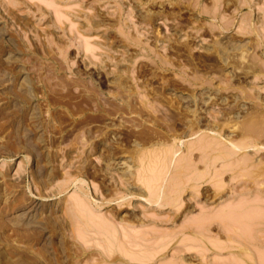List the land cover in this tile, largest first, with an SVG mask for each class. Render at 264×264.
<instances>
[{
	"label": "rangeland",
	"instance_id": "374dc122",
	"mask_svg": "<svg viewBox=\"0 0 264 264\" xmlns=\"http://www.w3.org/2000/svg\"><path fill=\"white\" fill-rule=\"evenodd\" d=\"M263 63L264 0H0V264H264Z\"/></svg>",
	"mask_w": 264,
	"mask_h": 264
},
{
	"label": "bare ground",
	"instance_id": "6f19581e",
	"mask_svg": "<svg viewBox=\"0 0 264 264\" xmlns=\"http://www.w3.org/2000/svg\"><path fill=\"white\" fill-rule=\"evenodd\" d=\"M214 10H217V9L214 8ZM248 24H249V23H248ZM251 25H252V24H251ZM220 29H221V28H220ZM212 30H213V29H212ZM250 31H251V30H250ZM251 32H252V31H251ZM253 33H254V32H253ZM259 35H260V34H259ZM258 38H260V36H259ZM254 54H255V53H254ZM254 54H253V55H254ZM156 56H158V55H156ZM161 58H162V57H161ZM252 58H253V56H252ZM159 59H160V58H159ZM163 61H164V60H163ZM163 61H162V62H163ZM253 62H254V61H253ZM163 63H165V61H164ZM263 64H264V63H263ZM257 66H258V65H257ZM257 66H256V67H257ZM263 70H264V69H263ZM198 78H199V77H198ZM198 78H196V79H198ZM199 79H200V78H199ZM204 83H205V82H204ZM203 85H204V84H203ZM246 96H247V95H246ZM250 96H251V95H250ZM250 96H248V97H250ZM254 116H255V115H254ZM257 116H258V115H257ZM259 116H260V115H259ZM255 117H256V116H255ZM257 118L259 119V117H257ZM260 118H262V116H260ZM250 119H251V118H250ZM250 119H249V120H250ZM253 119H254V118L251 119L252 123H253V121L255 120V119H254V120H253ZM256 120H257V119H256ZM259 121H261V119H260ZM259 121H257V122L260 123ZM261 123H263V121H262ZM253 124H254V123H253ZM250 125H251V124H250ZM250 125H249V126H250ZM257 125H258V124H257ZM243 126H245V124H244ZM258 126H259V125H258ZM261 126H262V125H261ZM248 128H249V127H248ZM258 128H259V127H258ZM244 129H245V128H244ZM262 129H263V128H262ZM251 130H252V129H250V130L248 129L247 131H248V132L250 131V132H249L250 134H248V133H246V134H248V136H247L248 138H249V136L251 137L250 139L253 140V141H251L253 144H249V141H248V143L245 141V142H246L245 145H244V146H245V147H244L245 149H246V147H248L249 145H250V148H251V146H252V147L255 149V148L257 147L256 142H259V140H260L259 135H258V133L260 132V129H259V131H258L257 128H256V130L258 131V133H256V130H255V129H254L255 132H254L253 130H252V131H251ZM243 132H244V130H243ZM145 134H146V133H145ZM244 134H245V132H244ZM259 134H261V133H259ZM263 134H264V130H263ZM216 135H217V134H216ZM242 135H243V134H242ZM261 135H262V134H261ZM261 135H260V136H261ZM218 136H219V135H218ZM245 136H246V135H245ZM262 136H264V135H262ZM262 136H261V137H262ZM248 138H247V139H248ZM262 138H263V139H261L260 142H261L262 140L264 141V137H262ZM212 139H213V138H212ZM250 139H248V140H250ZM200 140H201V139H200ZM224 140H225V139H224ZM229 141H230V140H229ZM199 142H200V141H199ZM199 142H198V144H199ZM231 142H232V141H231ZM206 143H212V140H211V142L208 141V142H206ZM218 143L220 144V142H218ZM218 143H217V145H218ZM221 144H222V143H221ZM230 144H231V143H230ZM240 144H244V142H243V143H240ZM257 144H258V143H257ZM259 144L261 145V143H259ZM259 144H258V147H260ZM232 145H233V147L235 148L236 152H238V153L241 152L242 150H245V149L242 148V146L238 145L237 143H236V144L232 143ZM199 146H200V145H199ZM205 146L208 147V145H205ZM263 146H264V145H263ZM215 147H216V146H215ZM233 147H232V148H233ZM261 147H262V146H261ZM204 148H205V147H204ZM208 148H209V147H208ZM208 148H206L205 150H207ZM250 148H248V149H250ZM262 148H263V147H262ZM174 149H175V148H173V150L171 149V150H172V155H173V154L176 155V152H174ZM195 149H196V148H195ZM198 149H199V147H198ZM198 149H196V150H198ZM200 149H202V147H201ZM200 149H199V150H200ZM256 149H258V148H256ZM263 149H264V148H263ZM153 150H154V149H153ZM199 150H198V151H199ZM233 150H234V149L229 150V151H233ZM235 150H234V151H235ZM246 150H247V149H246ZM260 150H261V149H260ZM158 151H160L159 153H161V148H160V150H158ZM201 151H202V150H201ZM229 151H228V152H229ZM147 152L149 153V151H147ZM166 152H167V151H166ZM173 152H174V153H173ZM177 152H178V151H177ZM224 152H225V151H224ZM228 152H226V153H228ZM143 153H144V152H143ZM159 153H158V154H159ZM222 153H223V152H222ZM152 154H153V151H152ZM158 154L156 153V155H158ZM169 154H170V152H169ZM219 154H220V153H219ZM233 154H234V152H233ZM143 155H144V154H143ZM156 155L153 154V157H154V158L156 157V158H155L156 161H157L158 157H159L158 162L160 161V159H163V158H160V155H161V154L158 155V156H156ZM228 155H230V152L228 153ZM246 155H247V154H246ZM164 156L166 157V154H164ZM164 156H163V157H164ZM170 156H171V155H170ZM170 156H168L167 158L169 159ZM177 156H178V155H177ZM179 156H180V155H179ZM231 156H232V155H231ZM235 156H236V155H235ZM242 156H243V155H242ZM242 156H241V158H242ZM144 157H146V156H143V157H142V155H141V157L139 158V161H141L140 159L143 160ZM165 157H164V158H165ZM175 157H176V156H175ZM244 157H245V156H244ZM154 158H149V157H148V158H147V161H148V159H151L150 162H153L152 159H154ZM170 158H171V157H170ZM172 158L175 159L174 156H173ZM172 158L170 159L171 161H172ZM155 159H154V160H155ZM165 159H166V158H165ZM182 159H183V158H182ZM226 159H227V158H226ZM144 160H146V159L144 158ZM166 160H167V159H166ZM170 160H169V161H170ZM199 160H200V159H199ZM199 160H198V161H199ZM207 160H208V159H207ZM210 160H211V158H210ZM241 160H242V159H241ZM247 160H249V159H247ZM261 160H262V159H261ZM147 161H146V162H147ZM156 161L153 162V163L156 164V165L151 164V163H149V162H147V163H149L150 165H154V167H155V166H157L160 162H161V163H160L161 165L165 162L164 159H163V163H162V160H161L158 164H157ZM171 161L168 163V164H169L168 167H171V166H170V163H172ZM179 161H181V160H179ZM182 161H183V160H182ZM231 161H232V160H231ZM242 161H243V160H242ZM142 162H143V161H141V166H142L143 169H144V166H143V163H142ZM155 162H156V163H155ZM167 162H168V161H167ZM167 162H165V164H167ZM229 162H230V161H229ZM243 162H244V161H243ZM247 162H248V161H247ZM147 163H146V164L144 163L145 166H148V165H149V164L147 165ZM173 163H174V161H173ZM237 163H238V162H237ZM165 164L162 165L163 167L160 166V168L162 169V168H164L165 166H167V165H165ZM174 164H176V163H174ZM209 164H210V163H209ZM209 164H208V165H209ZM230 164H231V162H230ZM260 164H261V163H260ZM260 164H259V166H260ZM241 165H242V164H241ZM255 165H256V164H255ZM204 166H205V164H204ZM232 166H233V165H232ZM142 167H141V171H142V172H143V171L145 172V170H142ZM151 167H152V166H151ZM154 167H152V168H154ZM158 167H159V166L155 167V170H157ZM221 167H223V166H221ZM227 167H230L229 164H228ZM236 167H237V166H236ZM251 167H252V166H251ZM255 167H257V166H255ZM145 168H147V167H145ZM149 168H150V167H149ZM160 168H158V169H159V170H158L159 172H161V171H160ZM166 168H167V167H166ZM166 168H165V169H166ZM210 168H211V167H210ZM210 168H209V169H210ZM147 169H148V168H147ZM147 169H146V173H148L147 171H149L151 168H150L149 170H147ZM165 169H163V171H164ZM167 169H168V168H167ZM167 169H166V170H167ZM169 169H170V168H169ZM169 169H168V170H169ZM222 169H223V168H222ZM248 169H249V168H248ZM139 170H140V169H139ZM155 170L153 169V172H152V173L155 174V176H157V178L154 177V176H152V173H150V172H149V173H150V176H152V178H151V177H150V178H151V179H154V178H155V180H156V182H157L158 174H157V172H155ZM237 170H238V169H237ZM249 170H250V169H249ZM150 171H152V170H150ZM246 171H247V170H246ZM144 172H143V173H140V172H139V173H140V174H143L142 176H144V175L147 176V174H146V173L144 174ZM159 172H158V173H159ZM164 172H166V173H164V174L167 175V172H168V171H164ZM243 172H244V171H243ZM162 173H163V172H162ZM206 173H207V172H206ZM220 174H221V173H220ZM242 174H243V173H242ZM242 174H239V175H242ZM247 174H248V173H247ZM247 174H246V175H247ZM251 174H252V172H251ZM249 175H250V174H249ZM148 176H149V175H148ZM148 176H147V177H148ZM159 176H160V173H159ZM236 176H237V175H236ZM153 177H154V178H153ZM162 177H163V176H161V178H162ZM164 177H165V176H164ZM171 177H172V176H171ZM246 177L249 178L250 176H246ZM142 178H143V177H142ZM161 178L158 179V180H161ZM238 178H239V177H238ZM140 179H141V178H140ZM144 179H145L144 181H146V183H147L148 178L145 177ZM151 179L148 180V186H147V187H149V185H150V187L152 186L151 189H152L153 187H154V188L156 187L155 189H157V187H158V189H159V185L162 184V183L157 182L156 185H157L158 183H160L158 186H154V185H155L154 183H153L154 185H151V184H152L151 181H153V180H151ZM212 179H213V178H212ZM162 180L165 181L164 179H162ZM263 180H264V179H263ZM142 181H143V179H142ZM149 181H150L151 183H150ZM163 181H161V182H163ZM231 181H232V180H231ZM254 181H255V180H254ZM257 181H259V180H257ZM154 182H155V181H154ZM218 183H219V182H218ZM259 183H260V182H259ZM141 184H142V183H141ZM229 184H230V183H229ZM263 184H264V181H263ZM142 185H143V184H142ZM146 185H147V184H146ZM215 185H217V183H215ZM222 185H223V184H222ZM222 185H221V186H222ZM259 185H260V184H259ZM261 185H262V183H261ZM218 186H220V185L218 184ZM257 186H258V185H257ZM154 188H153V189H154ZM162 188H163V185H162ZM153 189L150 190V191L152 192ZM216 189H217V188H216ZM159 190H160V189H159ZM160 191H161V190H160ZM158 192H159V191H158ZM160 193H161V192H160ZM160 193H159V194H160ZM159 196H160V195H159ZM157 199H159V198H157ZM261 200H262V199H261ZM155 201H156V200H155ZM159 201H160V200H159ZM157 202H158V200H157ZM241 202H242V201H241ZM250 202H251V201H250ZM155 204H156V203H155ZM238 208H239V207H237V209H238ZM258 208H259V207H258ZM261 208H262V207H261ZM234 209H235V208H234ZM263 209H264V207H263ZM263 209H262V210H263ZM237 211H238V210H237ZM249 212H250V211H249ZM228 213H229L230 216H231V213H230V212H228ZM244 214H245V213H244ZM226 215H227V214H226ZM233 215H235V214H233ZM233 215H232V216H233ZM257 215H258V214H257ZM218 216H219V215H218ZM218 216H217V218L220 217V219H221V216H219V217H218ZM232 216H231V217H232ZM243 216H244V215H243ZM206 217L208 218L209 216L206 215ZM210 217H211V216H210ZM210 217H209L208 219H211ZM222 217H223V216H222ZM226 217H227V216H226ZM213 218H214V217H213ZM213 218H212V219H213ZM202 219H206V218H202ZM227 219H228V218H227ZM262 219H263V218H262ZM199 220H200V219H199ZM213 220H214V219H213ZM206 221H207V220H206ZM209 221H210V220H209ZM197 222H198V221H197ZM200 222H202V221H200ZM203 222H204V220H203ZM207 222H208V221H207ZM207 222H206V223H207ZM210 222H211V221H210ZM219 222H220V220H219ZM221 222H222V221H221ZM252 222H253V221H252ZM204 223H205V222H204ZM206 223H205V224H206ZM208 223H209V222H208ZM199 224H200V223H199ZM201 224H203V223H201ZM209 224H210V223H209ZM209 224H208V225H209ZM245 224H246V223H245ZM251 225H252V224H251ZM263 225H264V224H263ZM263 225H261V226H263ZM204 226H205V225H204ZM253 227H254V226H253ZM122 237H123V236H122ZM238 237H239V236H238ZM164 238H165V237H164ZM165 239H166V238H165ZM201 240H202V239H201ZM228 241H229V240H228ZM157 243H158V242H157ZM198 243H199V242H198ZM124 246H125V245H124ZM190 248H191V247H190ZM206 249H207V248H206ZM160 250H161V249H160ZM187 251H188V250H187ZM207 251H208V250H207ZM256 251H257V250H256ZM249 253H250V252H249ZM131 256H132V255H131ZM131 256H130V258H132ZM257 256H258V255H257ZM240 257H241V256H240ZM168 259H169V258H168ZM202 260H203V259H202ZM256 260H257V259H256ZM183 261H184V260H183ZM253 261H254V260H253ZM256 262H257V261H256ZM259 262H260V260H259ZM164 263H165V262H164ZM164 263H163V264H164ZM170 263H171V262H170ZM158 264H159V263H158ZM166 264H167V263H166Z\"/></svg>",
	"mask_w": 264,
	"mask_h": 264
}]
</instances>
